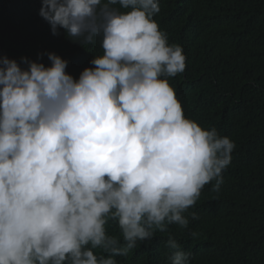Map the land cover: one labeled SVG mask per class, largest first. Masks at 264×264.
<instances>
[{
	"label": "clouds",
	"instance_id": "obj_1",
	"mask_svg": "<svg viewBox=\"0 0 264 264\" xmlns=\"http://www.w3.org/2000/svg\"><path fill=\"white\" fill-rule=\"evenodd\" d=\"M160 11L159 0H41L53 35L99 38L102 55L78 79L52 52L50 66L0 58V264H118L186 228L205 185L220 190L236 145L185 117L169 78L186 57ZM166 246L169 264H191L172 236Z\"/></svg>",
	"mask_w": 264,
	"mask_h": 264
},
{
	"label": "trees",
	"instance_id": "obj_2",
	"mask_svg": "<svg viewBox=\"0 0 264 264\" xmlns=\"http://www.w3.org/2000/svg\"><path fill=\"white\" fill-rule=\"evenodd\" d=\"M159 3L154 20L186 57L185 70L169 78L185 117L215 127L236 147L220 190H212L215 181L205 185L185 213L186 228L169 225L128 256L114 258L118 264H169L166 242L172 236L191 254V264H264V0ZM40 8L41 0H0V58L50 66L52 52L68 61L66 71L78 79L102 55L100 39L81 46L63 29L53 35ZM192 212L199 218L193 220ZM106 227L119 235L117 224Z\"/></svg>",
	"mask_w": 264,
	"mask_h": 264
}]
</instances>
